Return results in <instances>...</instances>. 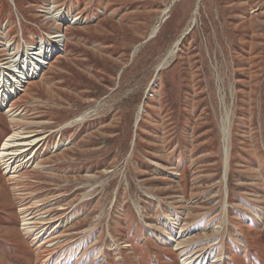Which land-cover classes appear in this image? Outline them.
I'll list each match as a JSON object with an SVG mask.
<instances>
[{
  "label": "rangeland",
  "instance_id": "374dc122",
  "mask_svg": "<svg viewBox=\"0 0 264 264\" xmlns=\"http://www.w3.org/2000/svg\"><path fill=\"white\" fill-rule=\"evenodd\" d=\"M3 83L0 264H264V0H0Z\"/></svg>",
  "mask_w": 264,
  "mask_h": 264
},
{
  "label": "bare ground",
  "instance_id": "6f19581e",
  "mask_svg": "<svg viewBox=\"0 0 264 264\" xmlns=\"http://www.w3.org/2000/svg\"><path fill=\"white\" fill-rule=\"evenodd\" d=\"M70 21L72 22V21H77V20L74 18H71ZM65 22L69 23L68 20H65ZM61 44H62V41H61L60 36L55 37L54 41L48 47L45 46V43H44L43 50L41 49L42 52L40 51L41 53L37 55L39 56L38 59H32L34 61L32 66L28 69H24V77L21 78V81H20V84H22V86L26 85L29 81L37 77L38 73L43 69L44 67L43 65H45L49 60L53 58V56H55V54L58 51H60V48L62 47ZM171 56H172V52H171ZM22 59L23 57L21 58V61ZM159 69H162L161 66L159 67ZM20 84L16 83L14 87L9 85V83L0 84V108L1 109L6 108L3 102L4 100L7 101V99L17 96V94L21 90ZM143 111L141 110V107H140L139 114H142ZM11 116L13 117L14 115H11ZM227 122H228V119L225 122V130H224V149L226 151L225 156H224L225 157L224 162H225L226 168H228L227 164H228V159H229V147H228L229 146V135H228L229 122L228 123ZM29 138L30 137H25L23 135H20L19 133H15L5 141L3 145L0 161L4 164L6 169H9L10 171H12L13 168L15 169L24 168V164L32 161L34 157L32 158L31 150L35 144H38V142L35 139L30 141ZM183 237L184 235L180 234V238H183ZM172 243L173 241L171 240L170 244ZM210 261H211V258L206 257V256H203L202 260L200 261V256H197L193 260H191V258L183 259L182 264H201V263L204 264V262H207L208 264L210 263ZM213 263H216V262H213Z\"/></svg>",
  "mask_w": 264,
  "mask_h": 264
},
{
  "label": "water",
  "instance_id": "95a60500",
  "mask_svg": "<svg viewBox=\"0 0 264 264\" xmlns=\"http://www.w3.org/2000/svg\"><path fill=\"white\" fill-rule=\"evenodd\" d=\"M170 57H171V55H169V57H167V59H169ZM167 59H166V61H167ZM166 61H165V62H166ZM160 71H161V69L158 70V72H157V76H159ZM142 109H143V108H142Z\"/></svg>",
  "mask_w": 264,
  "mask_h": 264
}]
</instances>
